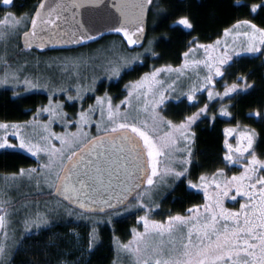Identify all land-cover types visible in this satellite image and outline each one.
Returning a JSON list of instances; mask_svg holds the SVG:
<instances>
[{
	"label": "snow or ice",
	"instance_id": "1",
	"mask_svg": "<svg viewBox=\"0 0 264 264\" xmlns=\"http://www.w3.org/2000/svg\"><path fill=\"white\" fill-rule=\"evenodd\" d=\"M235 2L240 4L241 0ZM15 6V0H0V9L6 13L0 20V24L6 26L0 31V41L22 37V46L17 43L18 54L27 56L34 47L44 49L49 43L98 41L106 30L120 34L125 48L136 53L115 59L105 57L108 80L136 71L133 65L144 64L148 58L145 54L158 56L153 50V41L149 40L147 47L143 41L148 14L153 8L158 14L162 12L159 0H37L30 12L19 17L12 11ZM261 14H264V0L252 3L249 8L251 17L259 18ZM166 18L173 17L167 15ZM172 29L191 35L195 30L193 18L188 14L178 15ZM222 35H234L239 42L233 40L230 48L227 41L222 44L220 38L203 44L193 37L182 53L184 60L180 69L171 65L153 67L138 80L125 85L119 103H114L105 93L103 97H87L95 98L96 104L85 109L87 92H95V88L89 85L85 91L80 80L75 90L71 85L57 86L65 102H81L78 113L70 116L64 111V103L55 100L53 92L48 105L35 111L32 122H25L23 127L0 122L4 133L0 136V149L18 147L38 162L37 168L20 169L18 175L35 178L37 188L42 186L41 182L47 185V195L64 208L67 216L90 221L89 252L98 238L100 225L112 224L113 215H121V209L135 208L137 224L143 230L134 228L133 239L120 245L134 257V264H264V159L257 154L264 141L259 140L255 129L238 131L240 125L225 129L222 167L200 175L198 182L190 178L195 160L194 126L198 121L212 126L217 119L215 114H210L209 103H203L202 107L194 103L198 101V94L206 92L209 102L217 97L220 101L228 97L231 103L254 86L247 76L238 75L235 82L224 85L222 93L215 91L218 79L226 78L234 66V57L249 55L264 62V25H258L253 19L238 20L224 28ZM138 47H143V52L137 51ZM197 50H203L202 59L194 58ZM3 63L10 66L7 56ZM200 66L206 70L202 82L197 81L188 91L177 93L175 81L164 86L162 73L176 71L179 76L190 67L200 69ZM27 72L25 62L17 71H5L0 77V87L11 88L14 101L24 99L22 92L40 87L37 79L24 75ZM185 100L198 110L184 115L179 122L169 119L166 110L173 106L169 101H175L178 107ZM231 115L227 106L220 107L219 116ZM249 116L264 122V112L260 110ZM56 123L61 125L59 133L51 128ZM27 128H31L35 136L22 134ZM71 128L76 131H70ZM9 135L16 137L18 145L9 142ZM232 136L236 137L235 145L229 142ZM174 152L181 153L179 167L166 168L161 173L160 158H168ZM237 165L243 169L240 174L227 176L225 169ZM168 176L172 179H166ZM185 181L186 191H202L206 202L188 207L184 214L162 213L158 199L161 193L175 194ZM238 198L243 201L239 203V210L225 207L226 199L238 201ZM10 204L5 193L0 198V232L4 236L0 240V264H14L13 253L23 249L24 240L41 235L42 228H47L51 234L46 241H37L35 247L45 256L48 249L59 248V234L52 232L55 221L39 212L25 217V235L14 240L15 247L10 248L6 230V222L11 219ZM75 238L78 240V235ZM43 264L50 262L45 260ZM61 264L66 262L61 261Z\"/></svg>",
	"mask_w": 264,
	"mask_h": 264
},
{
	"label": "trees",
	"instance_id": "2",
	"mask_svg": "<svg viewBox=\"0 0 264 264\" xmlns=\"http://www.w3.org/2000/svg\"><path fill=\"white\" fill-rule=\"evenodd\" d=\"M254 2H259V0H241L240 4H237L235 0H159L162 12L158 14L157 9L153 8L152 12L149 13L147 31V42L156 40L155 51L158 56L147 58L144 64L134 65L136 71L127 74L122 73L115 81L101 82L97 85L96 93L99 96L108 93V95L119 101L123 98L125 85L135 81L142 74L151 71L153 67L179 66L183 56L182 53L187 49L188 41L193 37L198 38L199 42L203 44L212 42L221 36L224 28L231 27L232 24L243 19H253V22L258 25H264V14H261L259 18H253L249 15L250 5ZM36 3L37 0H15L16 6L12 11L15 16L19 17L23 13L30 12L32 5ZM5 14V11L0 9V19ZM180 14H188L193 18L195 30L191 35L172 29L174 19ZM167 15H171L173 18L168 19L166 18ZM117 38L120 40L119 37ZM16 53H19L18 48H16ZM234 60L235 64L226 74V78L222 77L219 81L223 83L222 86H219V90L222 91L221 89L225 84L230 85L235 82L238 75L247 76L248 82L254 86L248 92H242L239 96H236L231 103H229L228 97L223 101L224 105L232 112L231 117L222 118L216 115L217 119L212 126L200 121L194 126L196 143L192 146V151L195 160L193 167L190 169V178L193 182H197L200 175L210 174L218 167H222L220 160L223 156L225 129L237 127V125H240L241 129H255L259 134V140L264 141V122L249 116V113L256 110L264 112V62L249 55L236 57ZM23 97V100L17 98L14 101L10 89H1L0 122H23L28 120L31 110L33 111L44 99V95L39 93L26 94ZM169 103L173 106L166 110L167 116L176 122L182 120L184 115H190L197 108L189 106L186 102L178 107L176 103ZM213 108H216V106H213ZM213 113L215 111L213 112L212 109L210 114ZM257 154L261 159H264V146L259 149ZM34 165V160L22 152L0 151V175H15L19 173L20 169L32 168ZM225 170L228 171L229 169ZM186 187L187 182L185 181L178 187L175 194L168 193L167 196L165 195L166 198L161 201L160 211L162 213L184 214L188 207L201 204V194L194 190L186 191ZM136 215L137 213L134 212L113 217L112 224L100 225L97 242H95L91 252L88 251L86 240V231L89 230L88 223L86 228L84 225L82 230L80 229V234L82 233L85 238L77 240L75 235L69 233L68 225L66 226L62 223L63 221H60L52 229V232L59 234V248L48 249V255L45 256L41 249L35 247L37 241L44 242L51 234L47 228H42L41 235L24 240L23 249L15 251L11 259L14 264H43L45 260H48L50 264H61V261L72 264L84 251L85 255L80 257L78 264H114L118 257L115 255V242L122 244V242L124 243L130 239V229L134 226L133 219ZM155 217L160 218L161 216ZM24 235L23 229L22 231L19 230L15 240H19ZM76 245L82 246L78 248ZM14 247L13 242L11 248Z\"/></svg>",
	"mask_w": 264,
	"mask_h": 264
},
{
	"label": "rangeland",
	"instance_id": "3",
	"mask_svg": "<svg viewBox=\"0 0 264 264\" xmlns=\"http://www.w3.org/2000/svg\"><path fill=\"white\" fill-rule=\"evenodd\" d=\"M5 15L0 20H3ZM5 27H6L5 25L0 24V31H3ZM222 34L218 38L221 39L222 44L225 41H227L230 48L232 46L233 40H237V43L239 42V38L235 37L234 35H230L229 37H223ZM215 40H213L212 42H214ZM152 41H153L152 47L153 50L155 51L156 40H152ZM17 43L18 40L16 39H11L6 42L0 41V77L4 75L5 71L9 73H13L17 71L18 67L24 65L26 62L28 65V72L24 73V75L29 76L30 79L32 78L37 79L40 84V87L37 89H31L27 92H22L21 95L24 96L26 94H31V93H39L44 95V99L36 106V108L33 111L31 110L30 117L28 120L23 122H9V123H15L21 125L22 127L25 125V122L33 121V117L37 109H39L41 106L48 105L49 102L48 98L52 96L53 92H55L56 94L54 99L59 100L61 103H64V111H66L70 116L73 115L74 113H78L81 110V106H82L81 102L79 101L65 102L63 99H61L62 94L60 93L59 88L57 86L67 88L71 85L72 89L75 90L80 80H82V83L85 86L84 87L85 91H87V87L89 85H92L95 88V92H87L85 102L83 103V107L86 109L89 105H95L96 104L95 98L88 99L87 97L99 96L96 93L97 85H99L101 82L108 83L110 81H115L118 79L117 77H112L111 80H108L106 78L105 68L107 67V65L104 63V58L108 57L109 59H115V57L120 55L134 56L136 54L135 52L127 50L117 37H106L92 46L83 47L75 50H69V51H58V52H51L46 54H39L34 51H31V53L27 56H25L23 53L21 54L16 53ZM144 47H147V41ZM137 51L143 52V48ZM110 53L111 55H109ZM145 55H147L148 58H152L149 54H145ZM5 56L8 57L10 66H6L3 63V59ZM203 56H204L203 50H197V52L194 54V58L197 59H202ZM235 58L236 57H234V59ZM183 60L184 58L182 56V60L179 66L177 67L172 66V68L180 69ZM136 64H140V63L137 62ZM49 65H51V67H49ZM65 68H67V70H65ZM197 72H199V75H197ZM205 73L206 70H204L203 67L200 66V69L190 67L189 69H187L184 75L178 76V73L176 71L162 73L161 75L163 79L166 81L164 85L165 87H167L168 83L175 81L176 92L180 93V92L188 91V89L197 81L202 82ZM143 75L144 74H142L141 76ZM221 78H219L217 81L215 91L222 93L224 90V86L221 89L222 91L219 90V86L223 85L222 82L221 83L219 82ZM74 81H77V83H74ZM93 81H95L94 84ZM20 87L21 88L24 87L23 83L20 84ZM3 88L11 90V88L8 87H0V91ZM104 95L105 94H102L100 97H103ZM111 97L113 98L114 103H119V101L115 100L113 96ZM226 98L227 97H225L224 100ZM223 101H220L219 98L217 97L213 101L209 102L207 100V94L205 92V93H199L198 101L194 103L198 104V107H200V105L202 107L203 103H209L210 112H212L213 109V112L215 111V113L213 114L219 116V109L222 105H224ZM169 102L176 103L175 101H169ZM185 102L186 104H188L186 100ZM73 103L75 104L74 107L72 106ZM213 106H216V108H213ZM222 118H228V117H222ZM51 128L52 130L58 133L62 131L61 125L58 123L52 124ZM229 128H236V127H229ZM240 130H246V129L239 128L238 131ZM70 131L75 132L76 129L71 128ZM3 134H4L3 131L0 130V136H2ZM22 134L27 135L29 137L35 136V133L32 131L31 128L24 129ZM92 134L95 133L93 132ZM8 139L9 142L11 143L17 145L19 143L16 137H13L11 135H9ZM235 141H236L235 136L230 137L229 140L230 143H233V145H235ZM56 143L57 146H59L58 142ZM0 151L22 152L34 160L35 165L32 168L38 167V162L36 158L32 157L29 153H27L23 149H19L17 147L13 149H0ZM180 157H181V153L179 152L172 153V155L168 158L161 157L160 158L161 163L159 165L161 173H163L166 168L179 167ZM242 170L243 169L239 168L238 165L232 167L230 166L228 171L225 170V173L227 176L230 177L231 175H239ZM166 179L171 180L172 177L168 176L166 177ZM41 184L42 186L40 188H37L36 179L35 178L30 179L27 175L23 177H21L18 174L8 175V176L0 175V198H3L4 194L7 193V196L11 201V204L8 206L9 212L11 213V219L6 222V230L9 234L7 240L9 247L10 248L12 247V244L19 230L22 231L23 229V231L25 232V225H24L25 217L34 215L37 212H39L41 215L47 214L50 219L55 221V224H57L60 221H63L62 223L64 225L65 224L66 226L68 225L69 233L75 236L78 235L79 240L80 239L83 240L85 238L82 233H81L82 235L80 234V229L82 230L84 225L86 228V224L88 223L87 226L89 227V230L86 231V240L88 242L89 232L91 231L90 221L87 219L79 220L76 219L75 217L67 216L64 212V208L59 206L57 201L53 197L47 195L49 191L47 185H44L43 182H41ZM194 191L201 194L202 202L199 205H203L206 202L204 198V193L202 191H197V190ZM209 192L211 193V189H209ZM165 195L167 196L168 192L161 193V196L158 199H160V201H162V199L164 200L166 198ZM241 202L243 201L240 200V198H238V201H232L230 199H226L225 207L231 208L232 210H239V203ZM13 209H15V211H13ZM134 212L137 213L135 208H131L130 210L123 209L121 211V215L119 216ZM113 217H117V215H113ZM155 219L160 220L161 217L160 218L155 217ZM137 220H138V215H136L135 218L133 219L134 226L131 227L130 229L131 232L130 239H128L124 243L122 242V244H127L130 240L133 239L132 230L134 228L139 227L137 224ZM69 221H71V223H69ZM139 230L142 231L143 230L142 227H139ZM3 239H4L3 233L0 232V240ZM122 244L119 242H115V246H116L115 255L118 257L116 258L114 264H134V257L123 251V249L120 247V245ZM76 246L79 248L82 245H76ZM80 250L82 249L80 248ZM83 255H85L84 251L82 252L80 257H82ZM80 257L72 264H78L77 262H80Z\"/></svg>",
	"mask_w": 264,
	"mask_h": 264
},
{
	"label": "water",
	"instance_id": "4",
	"mask_svg": "<svg viewBox=\"0 0 264 264\" xmlns=\"http://www.w3.org/2000/svg\"><path fill=\"white\" fill-rule=\"evenodd\" d=\"M148 17H149V14L147 16V31H148ZM82 18H86V17H82ZM147 31H146V34H145V39L143 41V45L145 44L146 42V39H147ZM107 36H117L119 37L121 40H122V36L120 34H116V33H111V32H108L105 30V34L102 38H100L98 41H100L101 39H103L104 37H107ZM98 41H85L84 43L82 44H64V43H60V44H52V43H49L44 49H39V48H33L31 51H35L39 54H43V53H46V52H55V51H66V50H74V49H78V48H82V47H85V46H88L90 44H94ZM19 44L22 46L23 44V38L21 37L19 39ZM126 44V42H125ZM142 47H138V49H141ZM127 50L131 51V49H128L126 48Z\"/></svg>",
	"mask_w": 264,
	"mask_h": 264
},
{
	"label": "flooded vegetation",
	"instance_id": "5",
	"mask_svg": "<svg viewBox=\"0 0 264 264\" xmlns=\"http://www.w3.org/2000/svg\"><path fill=\"white\" fill-rule=\"evenodd\" d=\"M199 104H201V103H199ZM200 107H201V105H200ZM197 109H198V108H197ZM197 109H196V110H194V111H197ZM194 111H193V112H194ZM193 112H192V113H193ZM192 113H191V114H192ZM215 115H216V114H215Z\"/></svg>",
	"mask_w": 264,
	"mask_h": 264
}]
</instances>
